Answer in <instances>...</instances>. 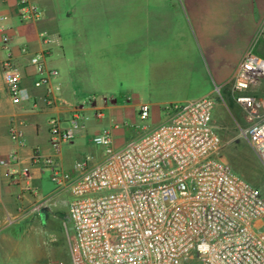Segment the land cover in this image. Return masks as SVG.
Listing matches in <instances>:
<instances>
[{
	"label": "crops",
	"instance_id": "crops-1",
	"mask_svg": "<svg viewBox=\"0 0 264 264\" xmlns=\"http://www.w3.org/2000/svg\"><path fill=\"white\" fill-rule=\"evenodd\" d=\"M35 1L39 20L21 24L18 0H0V159L11 153L18 158L0 166V264H48L38 258L32 240L53 214L58 191L46 160L66 172L86 157L98 163L103 155L94 136L109 131L113 149L120 150L142 135L141 128L163 123L167 106L206 96L217 103L226 85L231 90L247 51L264 59V0ZM6 48L29 93L18 104L9 99L2 76ZM38 52H44L51 80L59 86L53 105L46 103L43 87L33 86L37 75L28 59ZM244 93L264 98V80ZM232 103L242 113V134L244 113ZM141 106L148 110L146 120L139 116ZM215 107L211 123L217 132ZM75 108L81 111L80 128L56 150L49 120L64 129ZM127 122L135 129L124 127ZM12 127L21 147L9 136Z\"/></svg>",
	"mask_w": 264,
	"mask_h": 264
},
{
	"label": "built area",
	"instance_id": "built-area-1",
	"mask_svg": "<svg viewBox=\"0 0 264 264\" xmlns=\"http://www.w3.org/2000/svg\"><path fill=\"white\" fill-rule=\"evenodd\" d=\"M18 6L21 24L39 20L35 0H18ZM6 50L2 76L9 99L18 104L29 93ZM28 63L37 75L33 86L43 87L46 103L53 105L59 86L51 80L44 52L30 55ZM263 80L264 59L247 51L231 93L244 113L242 135L264 168V98L244 93ZM215 104V97L206 96L167 106L163 123L141 128L142 135L120 150L113 149L105 130L92 138L103 159L91 164L86 157L73 172L46 160L53 185L70 195L68 216L78 249L74 264H264V198L219 157L221 139L211 123ZM138 113L141 120L148 118L145 106ZM81 118L75 108L64 129L49 120L54 149L72 141ZM9 136L23 145L13 127ZM17 161L11 153L0 166ZM35 211L40 214L41 208Z\"/></svg>",
	"mask_w": 264,
	"mask_h": 264
},
{
	"label": "rangeland",
	"instance_id": "rangeland-1",
	"mask_svg": "<svg viewBox=\"0 0 264 264\" xmlns=\"http://www.w3.org/2000/svg\"><path fill=\"white\" fill-rule=\"evenodd\" d=\"M233 95L226 85L217 97L214 123L221 139L219 157L236 174L256 187L264 198V168L242 134L241 110L232 103ZM124 127L134 128L127 122ZM56 189L53 186V189ZM54 193V212L48 215L32 235L38 258L48 264H74L72 256L78 254L72 223L68 216L69 195L57 189ZM31 256V254H30Z\"/></svg>",
	"mask_w": 264,
	"mask_h": 264
}]
</instances>
